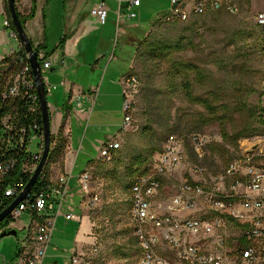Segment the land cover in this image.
Listing matches in <instances>:
<instances>
[{
	"label": "rangeland",
	"instance_id": "rangeland-1",
	"mask_svg": "<svg viewBox=\"0 0 264 264\" xmlns=\"http://www.w3.org/2000/svg\"><path fill=\"white\" fill-rule=\"evenodd\" d=\"M104 1L109 7L108 20L103 25L95 16H91V29L92 35L112 38L111 59L109 57L104 62L106 72H103L99 80V89L93 102L81 111L84 115L74 116L73 113L64 116L59 107L63 98L60 97L63 91L60 88L54 91V95L58 96L57 100L52 94L49 95L52 134L61 133L51 145V150L57 147L60 151L49 162L48 171L50 179L55 178L54 180L73 171L68 199L70 207L67 209L80 218L77 222L84 218L85 223L89 222V240L86 241L89 246L83 253L91 264H140L142 246L135 233L130 181L124 172L130 160L138 155L146 157L148 173L155 170L160 163L167 138L171 135L166 125L181 127L183 132L181 135L175 134L180 140L181 164L175 173L162 179L161 188L152 197L154 208L160 201H168L173 196L183 194L182 184L186 182L203 185L211 191L217 189L221 179L229 186L234 179L228 178L224 172L227 163L231 159L242 160L255 144H262L260 140L263 141V153L255 154L252 161L264 167V133L240 139L239 147L236 148L233 146L235 144L224 145L217 122L205 126L202 133L190 131L189 128L196 126L200 117L207 116V112L202 105L186 98L181 85L182 78L174 74L181 63H194L200 67L206 80L198 82L196 76L191 74L193 91L197 96L204 97L210 96L211 91L222 95L228 107H221L219 113L225 116L227 129L234 137L243 129H264V111H258L262 107L260 102L264 83V13L253 17L245 9H241L243 0H236L240 9L237 14L209 11L203 15H191L187 22L179 23L157 19L171 9L170 0H143L140 8H133L127 3L121 8L118 1ZM4 5H7L6 0ZM133 12L137 13L136 18L131 17ZM51 18L52 16L48 19ZM4 21L5 17L0 15L2 31L5 29ZM191 26L193 27L189 28ZM60 27L57 24V27L48 30L50 37ZM182 41L186 48L176 50L177 44ZM189 42L192 44H188ZM152 43H165L174 47L169 60H150L148 45ZM124 72L126 74L121 83L123 92L129 88L133 121V126L126 131L121 129L125 118V98L121 93L118 96L115 93L116 86L110 85L108 81L111 75L119 73L120 77ZM49 75L46 71L47 80L52 79ZM133 79L134 84L128 85V81H134ZM103 80V88L100 90ZM117 87L120 89L119 85ZM106 92L108 95H105ZM243 101H246L251 111L255 112L256 109L257 113L253 117L249 112H240ZM97 123H102L104 127L98 128ZM193 134H198L200 138L206 137L205 147L209 143H216L218 151H223L225 146L230 151L225 156L226 161L215 152L213 161L220 171L217 176L210 174L207 169L194 168L200 166L193 161V154L197 155L194 142L190 139ZM108 141L120 142L122 163L117 165L116 175L110 174V171L115 169L117 161H107L101 156V149ZM35 148L34 145L33 149ZM154 148L158 150L152 154ZM84 170L90 173L92 179L89 195H98L99 200L92 208L80 207V213L79 204L83 192L79 178ZM237 178L241 179L242 176L237 175ZM198 215L209 217L210 213L207 210H197L193 216ZM65 221L61 217L56 222L55 234L44 264L71 263L75 249L72 248L71 236L65 235L62 230ZM77 222L68 221L69 225L74 223L75 232L79 226ZM229 225L226 229L220 228L214 236H196L191 241L200 247L212 249L219 236L228 232V227L232 229L228 234H233L239 228L237 224ZM148 230L155 231L151 224ZM24 235L25 232L20 231L18 238L13 235L0 238V255L15 256L20 247L19 237L22 239ZM94 247L97 251L93 250ZM157 252L169 264H183L177 249L163 240L160 241Z\"/></svg>",
	"mask_w": 264,
	"mask_h": 264
},
{
	"label": "built area",
	"instance_id": "built-area-1",
	"mask_svg": "<svg viewBox=\"0 0 264 264\" xmlns=\"http://www.w3.org/2000/svg\"><path fill=\"white\" fill-rule=\"evenodd\" d=\"M117 1L122 8L124 3H128L131 7H139L143 0ZM170 1L168 21L178 19L185 22L191 15H203L209 11L237 14L240 10L236 0ZM91 13L105 25L109 7L102 0ZM131 17L136 18L137 13L133 12ZM4 25L9 30L10 37L20 42L8 18L5 19ZM16 51L17 49H12L10 55H15ZM17 58L20 59L21 68L11 77L2 92V98L4 101H13L21 94L27 95L29 99L27 109L34 116L28 124L21 122L13 113H8L1 119L3 131L0 133V193L3 191L1 186L4 176L18 164V158L7 157V153L12 150H25L30 153L20 166L24 176L12 181L4 189V196L12 199L11 203L25 190L39 165L44 150L43 122L40 126L37 118L41 106L32 68L28 57L27 60ZM41 64L48 96L58 86L47 80L45 76L46 71L50 72L51 62L44 61ZM7 68L8 65L0 63V70ZM133 80H129L128 85L134 84L135 79ZM28 87L35 92L28 94L25 91ZM123 95L125 96L123 107L125 118L122 129L126 131L133 126L129 88L124 89ZM77 101L80 105L81 99L78 98ZM14 110L17 109L14 108ZM28 130H30L29 138L26 140ZM190 139L194 142L197 156L202 158L206 154V137L200 138L198 134H193ZM179 143L180 140L175 134L169 135L159 165L154 171L140 176L130 188L135 233L142 246L140 264H169L158 255L157 249L161 240L177 249L183 264H264V167L252 161L257 152L249 151L242 160H233L228 164L226 176L234 179L229 186L221 179L217 189L211 191L203 185L186 182L182 184L183 194L173 196L168 201H160L154 208L152 197L161 188L162 179L175 173L181 164ZM34 145L35 149H33ZM119 148V141H108L101 149V156L110 161ZM47 163L40 174L42 178H46L44 171ZM194 168L198 170L201 167ZM237 175H241L242 178H237ZM72 177L73 171L58 176L54 181L50 179L51 184L37 190L33 191L32 188L7 217L8 223L0 227V234L11 229L25 232L22 239L19 237V248L20 253L26 258V264L45 263L55 225L60 217L68 220L76 219L77 216L74 213L66 212V209L70 207L68 199ZM91 182L90 173L84 170L80 174L79 184L85 206L88 208L95 206L99 200L98 195H89ZM197 210H207L210 216H193ZM150 224L155 229L154 232L148 230ZM229 224H237L238 230L228 234L232 230L228 227V232L219 236L217 244L213 243L212 249L200 247L196 242L191 241L192 237L196 236L204 238L214 236L220 228L226 229L230 226ZM93 250L97 251L95 247ZM71 264H91V262L85 254H75L71 257Z\"/></svg>",
	"mask_w": 264,
	"mask_h": 264
},
{
	"label": "crops",
	"instance_id": "crops-1",
	"mask_svg": "<svg viewBox=\"0 0 264 264\" xmlns=\"http://www.w3.org/2000/svg\"><path fill=\"white\" fill-rule=\"evenodd\" d=\"M100 1L101 0H36V14L34 18L28 20L25 25L26 32L35 47L44 43L47 45L46 50L39 52L40 58H44L46 52L52 51L45 57V61H50L52 64L49 72L51 75L49 76L52 79L49 78V81L57 84L58 88L56 90L59 88L63 90L60 97L66 98L67 103L72 106L70 110L66 111L67 116L69 114L73 115V113L74 116L84 115V112L82 113L81 111L86 109L87 106H90L99 89V80L105 71L104 62L109 57L111 59L112 38L110 39V37L105 35H92L91 23L93 17L91 16L93 15L91 12ZM111 1L116 2L117 0ZM15 2L17 10L25 15L29 13L33 0H15ZM142 5L143 1L141 6ZM242 8L255 17L258 13H264V0H243L241 3V9ZM0 15L4 16L5 19L7 17L4 0H0ZM51 16L52 18L49 20L48 18ZM57 24L61 27L57 29L58 32L54 36L50 37L48 30H51L52 27H57ZM4 28V31H2L0 27V60L10 55L12 49L19 50L22 47L20 42L10 37L9 30L6 27ZM63 37L66 38V42L63 47H60V41ZM262 41L264 44V30ZM49 45L51 48H49ZM125 74L126 72L119 77L118 73V75H111L110 78H108L109 84L116 86L115 93L118 96L121 93L123 99L125 97L123 95L121 81ZM104 80L100 90L103 88ZM118 85L120 89L117 87ZM105 95H108V93L106 92ZM63 98L61 102H63ZM78 98L81 99L80 105L77 101ZM57 99L58 96H55V100ZM262 104L264 106V95L262 97ZM96 125L98 128L104 127L102 123H97ZM260 142L263 144V141L260 140ZM262 144H255L249 151H254V147L257 146L255 152L262 154ZM259 149L260 151H258ZM54 179L55 178H52L51 180ZM83 199L84 196L82 194L80 201V204H82H79V208L82 206L85 207V201ZM81 210L82 208H80V213ZM66 212L71 211L66 209ZM62 218L66 220L63 224L64 229L62 228V230L65 231V235H70L71 239H73L72 248L75 249L73 255L84 254V251H87V247L89 246L86 242L89 240L87 237L90 232L89 222L87 221L85 223V218L77 222V220H80L78 216L73 220H68L65 217ZM68 221L78 223L79 226L76 232L74 223L69 225ZM20 254L18 250L15 256L10 255L2 257L0 255V264H26V258L23 254Z\"/></svg>",
	"mask_w": 264,
	"mask_h": 264
},
{
	"label": "trees",
	"instance_id": "trees-1",
	"mask_svg": "<svg viewBox=\"0 0 264 264\" xmlns=\"http://www.w3.org/2000/svg\"><path fill=\"white\" fill-rule=\"evenodd\" d=\"M5 8H6V13H7L8 19L10 20V15H9L7 5H5ZM168 12H166V13L164 12L163 14H161L162 16L158 17L157 19L158 20H162V19L168 20L167 19ZM217 12H221V11H217ZM35 14H36V0H33L32 7H31L28 14L23 15L22 13H20L18 11V15H19L24 27H25L26 22L28 20L34 18ZM172 21L184 23L183 21H180L178 19H174ZM187 21H185V22H187ZM193 26H194V24H193ZM193 26H191L189 28H192ZM12 29H14L13 25H12ZM142 39L143 38H141V40ZM65 42H66V38L63 37L60 41V47H63ZM188 44H192V42H189ZM185 48H186V45H185V43H183V41L179 42L176 46V50H178V51L184 50ZM46 49H47V45L45 43L36 46V50L38 52H40L42 50H46ZM173 49H174V47L168 46L165 43H152V44L148 45L149 59L153 60V61H164L167 59L169 60V58L171 56V52ZM50 52H52V51L46 52L45 57H47L50 54ZM15 55H17V57H20V58L27 60V55H26V53L22 47L16 51ZM15 55L6 56L2 60H0V63L8 65L7 69L0 70V133L3 131L1 119L4 115H6L8 113H13L15 116H17L20 119L21 122H24L27 124L31 121V119L34 116L29 112V109H27V106L29 104V99L27 98V95L21 94L18 97H16L15 99H13V101H4V99L2 98V92L5 89V87L8 85L11 77L15 73H17V71H19L21 68L20 59L17 57L15 58ZM45 57L40 58L41 63H43L45 61ZM174 74H178L179 76H181V78H182L181 85L183 87V91L185 93L186 98H188L192 103L202 105L203 108L207 112V116L200 117L199 121L196 123V126L194 125L193 127L189 128L192 133H202L205 126L217 122L220 126L221 137H222L224 145L235 144L233 146H235L236 148L239 147L238 141L240 139L252 137L255 135L258 136V135H262L264 133V129L258 128V127L254 128V129L252 128L249 131L243 129L237 133V135H238L237 137H234V135L229 132V130L227 129V126H226L225 116L221 115L219 113L221 107H225L224 109H227V107H228V105H227L226 101L223 99L222 95L220 93H217L216 91H211L210 96L204 97V96H197L193 91L191 74H194L196 76V79L198 82L203 83L206 80V77H205L203 71L200 69L199 66L195 65L194 63H181L180 66L178 65V67H176ZM25 91H27L28 94L30 92H35V90L30 89L29 87L26 88ZM54 91L52 93V96L55 98V96H57V95H54ZM261 95L263 96L264 92H262ZM47 97H49V95ZM66 100L67 99L65 98L63 100V102H61V107H60L62 112L64 113V116L67 115L66 111H68L72 108V106L70 104H68ZM260 104L262 107H261V110H258V111H264V106L262 105V101L260 102ZM247 105L248 104L246 103V101L245 102L243 101V103L241 104L242 108L240 109V112L243 114H245L246 112H249L250 116L253 117L255 115V112L257 113V111H256V109H254L255 112L251 111V109H249L247 107ZM14 108H16L17 110H14ZM37 118H38V121H39L40 126H41V124H42L41 111H39ZM165 127L167 128V130L170 134L181 135L183 133L180 130L181 127H175L174 128L172 126L168 127V125H166ZM29 132H30V130H28L26 140L29 138ZM58 135L52 134V143L53 144L55 143V140L57 138L56 136H58ZM52 143H51V145H52ZM215 146H218V144L209 143V145L206 146V154L202 158H199L196 154H193V161L195 162V164L199 165L204 170L207 169V171L210 174L217 176L220 171L215 166V163L213 161L215 152L218 153V155H220L225 160V156L228 155L230 153V151L227 149L226 146L224 147L223 151H218V149H216ZM157 150H158V148H154L152 154L154 152H156ZM59 151H60V149L57 147H56V149L51 150L49 160H48L47 166H46L45 171H44V173L46 174V178H42L40 176V180L33 187V191L39 189L42 186H46V185H49L52 183L50 180V177H49L50 174L48 171L49 170L48 164L50 161H52V159L55 157V155L59 154ZM119 151H120V149H118L115 152L113 159H112V161L113 160L117 161L116 165H115L116 166L115 169L110 171V174H112V175L113 174L116 175L117 165L122 163V156L120 155ZM29 154L30 153H27L25 150H22V151L12 150V151H9L7 153V157H17L18 158V164L14 169H12L7 175L4 176V181H3L2 186H1L3 191L0 193V200H1L0 211H2L12 201V199L4 196L5 187H7L12 181L18 180L22 176H24V174L21 172L20 166H21V163L23 161H25V159L27 157H29ZM231 160L227 163V166L231 162ZM90 161H92V159ZM145 161H146V157H144L143 155H138V156H135L133 159H131L129 164L126 165L124 173H125L126 178L130 181L129 182L130 188H131L132 184L140 176L148 173L149 167L145 166ZM224 172L226 174V169L224 170ZM7 223H8V219L6 218L0 224V227L5 226Z\"/></svg>",
	"mask_w": 264,
	"mask_h": 264
},
{
	"label": "water",
	"instance_id": "water-1",
	"mask_svg": "<svg viewBox=\"0 0 264 264\" xmlns=\"http://www.w3.org/2000/svg\"><path fill=\"white\" fill-rule=\"evenodd\" d=\"M6 2H7L11 23L22 45V48L24 49L29 59V63L31 65L34 76L35 86L39 95V101L42 111L43 131H44V150L39 165L35 170L34 174L32 175L30 181L27 183L25 190L8 207H6L3 211L0 212V224L10 215L13 209L25 198L27 193H29L32 190L40 174L42 173L46 163L49 160V156L51 153V143H52L50 107H49L45 81L42 71V64L40 61V53L36 50V47L29 38L26 29L22 24V21L18 15V10L16 7L15 0H6ZM254 149L256 150L257 146H255ZM11 235L16 236L18 238V230L11 229L8 231H3L0 234V238H4L6 236H11ZM19 253H20V248H19Z\"/></svg>",
	"mask_w": 264,
	"mask_h": 264
}]
</instances>
